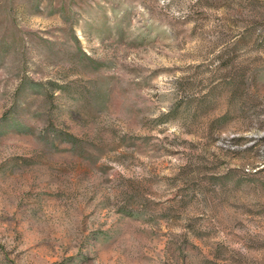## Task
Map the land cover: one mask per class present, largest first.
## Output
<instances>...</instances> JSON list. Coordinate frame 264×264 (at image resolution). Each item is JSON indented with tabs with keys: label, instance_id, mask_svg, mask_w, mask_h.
<instances>
[{
	"label": "rangeland",
	"instance_id": "obj_1",
	"mask_svg": "<svg viewBox=\"0 0 264 264\" xmlns=\"http://www.w3.org/2000/svg\"><path fill=\"white\" fill-rule=\"evenodd\" d=\"M0 264H264V0H0Z\"/></svg>",
	"mask_w": 264,
	"mask_h": 264
}]
</instances>
